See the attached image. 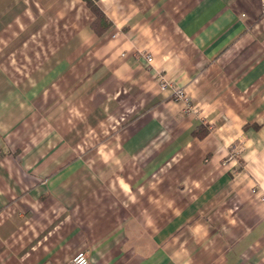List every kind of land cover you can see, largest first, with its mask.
Here are the masks:
<instances>
[{
    "label": "crops",
    "instance_id": "crops-1",
    "mask_svg": "<svg viewBox=\"0 0 264 264\" xmlns=\"http://www.w3.org/2000/svg\"><path fill=\"white\" fill-rule=\"evenodd\" d=\"M92 1L0 0V264H264V0Z\"/></svg>",
    "mask_w": 264,
    "mask_h": 264
},
{
    "label": "built area",
    "instance_id": "built-area-1",
    "mask_svg": "<svg viewBox=\"0 0 264 264\" xmlns=\"http://www.w3.org/2000/svg\"><path fill=\"white\" fill-rule=\"evenodd\" d=\"M141 56L144 58L145 63L148 67L153 66L154 57L151 54L142 53ZM157 81L161 91L171 92L176 102L184 103L187 111L190 112L193 111L194 108L191 105L190 97L183 88L175 86L172 83H170L166 74L162 72L157 73ZM72 264H94V263L90 260L88 254L85 251H80L72 259Z\"/></svg>",
    "mask_w": 264,
    "mask_h": 264
},
{
    "label": "rangeland",
    "instance_id": "rangeland-1",
    "mask_svg": "<svg viewBox=\"0 0 264 264\" xmlns=\"http://www.w3.org/2000/svg\"><path fill=\"white\" fill-rule=\"evenodd\" d=\"M121 114H117L115 115V117L113 119H119L121 118L120 117ZM114 122V121H113ZM112 131H115V129L113 130L112 128L110 127H107V128H102V129H97V130H93L91 132V135H90V138L92 139V141H97L96 144H82V148L83 150L87 153V151H90V152H95L96 150H99V149H103L104 148V144H101L105 137H108ZM86 149H85V148Z\"/></svg>",
    "mask_w": 264,
    "mask_h": 264
},
{
    "label": "trees",
    "instance_id": "trees-1",
    "mask_svg": "<svg viewBox=\"0 0 264 264\" xmlns=\"http://www.w3.org/2000/svg\"><path fill=\"white\" fill-rule=\"evenodd\" d=\"M87 2V5L91 9V11L95 14L96 19L94 23L92 24L94 30L98 34H103L105 31H107L110 27V23L108 22L106 16L103 14V12L98 8L96 3H94L92 0H85Z\"/></svg>",
    "mask_w": 264,
    "mask_h": 264
}]
</instances>
